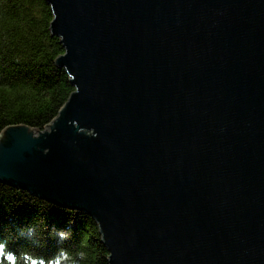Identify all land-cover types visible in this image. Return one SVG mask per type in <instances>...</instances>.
<instances>
[{
  "label": "water",
  "instance_id": "water-1",
  "mask_svg": "<svg viewBox=\"0 0 264 264\" xmlns=\"http://www.w3.org/2000/svg\"><path fill=\"white\" fill-rule=\"evenodd\" d=\"M75 91L0 134V182L98 223L110 264H264V0H46Z\"/></svg>",
  "mask_w": 264,
  "mask_h": 264
},
{
  "label": "trees",
  "instance_id": "trees-1",
  "mask_svg": "<svg viewBox=\"0 0 264 264\" xmlns=\"http://www.w3.org/2000/svg\"><path fill=\"white\" fill-rule=\"evenodd\" d=\"M46 0H0V134L12 125L43 130L75 87L57 59ZM97 221L0 182V264H110Z\"/></svg>",
  "mask_w": 264,
  "mask_h": 264
}]
</instances>
